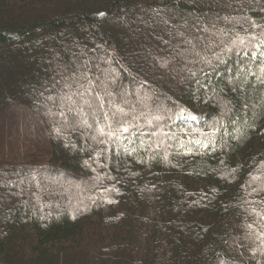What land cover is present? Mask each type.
Instances as JSON below:
<instances>
[{
    "label": "trees",
    "instance_id": "trees-1",
    "mask_svg": "<svg viewBox=\"0 0 264 264\" xmlns=\"http://www.w3.org/2000/svg\"><path fill=\"white\" fill-rule=\"evenodd\" d=\"M85 62L119 139L59 114ZM261 80L264 0H0V264H264Z\"/></svg>",
    "mask_w": 264,
    "mask_h": 264
},
{
    "label": "snow or ice",
    "instance_id": "snow-or-ice-1",
    "mask_svg": "<svg viewBox=\"0 0 264 264\" xmlns=\"http://www.w3.org/2000/svg\"><path fill=\"white\" fill-rule=\"evenodd\" d=\"M103 15V13H101ZM256 38L253 37L250 41H245L244 39H238L232 41L233 48L236 47L237 44L241 46L252 45L255 46ZM188 43H191L190 41ZM197 56H200V53H196ZM215 55V53H214ZM256 57H252L255 59ZM200 59L204 63H211L206 57H200ZM197 61H192V63H196ZM202 71V70H201ZM90 69L88 68L87 62L84 65H81L80 68L72 73L71 75H64L62 73V79L64 82V88L68 91L63 92L56 99L59 101L60 107L66 108L67 113H71L72 118L69 119V116L65 113V111L61 110L59 114L64 117L65 124L78 126L76 123L77 117L80 112L87 111L89 114H94L98 110L104 109L107 105L112 104V110L108 112H103V119L108 121L105 127H98L100 121L97 119L94 121L93 125H89V127H96L99 137V143L104 144L105 141L102 139L104 136H107L110 140H116L120 138L121 134L129 133L132 126L127 122L128 113L125 112L123 106H116V103L112 101L113 92L108 91L107 87H104V90L101 91V87L104 82L100 81L99 77H97V82L94 83L93 79L89 76ZM190 77L196 78L197 73L189 69ZM114 83V81H112ZM199 83V81H196ZM59 83V82H57ZM261 83H264V80H261ZM79 98L78 100L76 98ZM48 99H53V97H48ZM126 103V101H125ZM75 106V107H74ZM192 120H196V116L190 117ZM157 122L161 119L160 117L154 118ZM95 139V137H94ZM197 144H201L202 142L197 140L195 141ZM207 146V145H204ZM104 150L102 149L101 152ZM99 155V153H98Z\"/></svg>",
    "mask_w": 264,
    "mask_h": 264
},
{
    "label": "rangeland",
    "instance_id": "rangeland-1",
    "mask_svg": "<svg viewBox=\"0 0 264 264\" xmlns=\"http://www.w3.org/2000/svg\"><path fill=\"white\" fill-rule=\"evenodd\" d=\"M182 39L183 38H181L180 42H178V43H181ZM24 123H25V120H24ZM10 127L11 126L8 125V128H10ZM22 131L24 132V129ZM14 142H15V139L12 140L11 137H9V136H7V138H5V143L3 144V148L0 149V158L7 156V159H11L12 154H20L22 151H25V149L26 150L31 149V147L33 145L30 140L25 139V136H20L18 138V140L15 143ZM47 183L62 185V181L61 180L57 181V179H54V177L49 178ZM65 184L68 185L69 187H72V185L73 186L78 185V182L71 180V179L70 180L68 179ZM58 185H57V187H58ZM63 185H64V183H63Z\"/></svg>",
    "mask_w": 264,
    "mask_h": 264
}]
</instances>
